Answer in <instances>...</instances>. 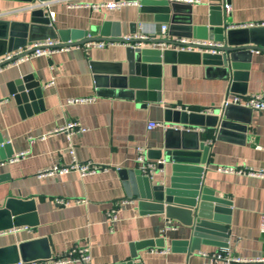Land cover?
Segmentation results:
<instances>
[{
	"label": "crops",
	"instance_id": "0c3cea01",
	"mask_svg": "<svg viewBox=\"0 0 264 264\" xmlns=\"http://www.w3.org/2000/svg\"><path fill=\"white\" fill-rule=\"evenodd\" d=\"M107 1L115 0H0V58L6 21H41L50 12L54 17L49 16V23L61 40L70 30L113 38L131 36L132 28L144 36L182 38L169 36L168 30L163 33L161 24L169 23L156 20L155 13L142 11L141 5L111 10L86 6ZM172 1L190 7L193 35L184 37L190 42H217L212 28L224 23L227 28L264 25V0H230L228 13L221 0L146 4ZM186 14L184 8L178 13L182 18ZM45 28L38 34L48 33ZM125 49L120 42L101 48L73 46L0 68V100H6L0 104V207L8 198L33 200L37 217L33 226L0 233V246L46 238L51 259L85 244L93 264H226L210 258L220 250L247 260L230 264H264L250 261L264 258V174H257L264 172V111L232 107L238 117L227 127H191V133L183 135L180 126L164 122L165 109L221 107L227 96L235 94L226 68L187 62L177 63L173 71L171 64L163 63L161 88L147 90L151 97L140 99L127 86ZM239 54L248 71L245 95L264 93V52ZM27 74L42 87L43 108L22 115L8 84ZM91 96L95 101L69 102ZM71 120L87 128L73 137L78 158L108 169L85 176L75 171L39 176L40 170L69 162L65 133L50 131ZM150 121L159 124L148 129ZM180 141L186 147L208 146L200 186L197 164L164 162L151 179L165 190L174 188L180 199L197 198L206 204L192 226L165 216L163 206L153 201V190L143 184L136 161L138 148H144L147 157L150 149L177 146ZM23 151H28L25 157L10 161ZM218 166L247 168L255 174L221 172ZM56 198L69 203H57ZM110 208L117 209L116 220L107 216Z\"/></svg>",
	"mask_w": 264,
	"mask_h": 264
},
{
	"label": "water",
	"instance_id": "95a60500",
	"mask_svg": "<svg viewBox=\"0 0 264 264\" xmlns=\"http://www.w3.org/2000/svg\"><path fill=\"white\" fill-rule=\"evenodd\" d=\"M38 1L45 2L48 0ZM146 1L148 0L141 3L142 11L153 12L155 13L156 20L169 23L167 29L169 36L192 37L193 26L189 6H183L174 1L170 4H146ZM221 1L230 4V0ZM182 8L187 12V16L184 18L178 15ZM36 13L40 14L42 10H38ZM43 18L40 19L41 21L33 20L30 23L6 21L4 32L1 35L4 44L1 52L2 55L25 48L35 41L48 38L57 39L58 33L53 25L49 23L50 18L48 14ZM44 27L49 30L48 33L39 35V30ZM212 30L216 33L214 40L218 43L181 42L169 37L144 36L138 34L136 28H132L130 30L131 36L113 38L101 35L89 36L86 32L82 34L79 30H70L69 34H66L67 36H63L62 38L65 41L67 39L75 40L63 43L62 45L76 46L89 41L100 40L125 44L128 62L127 86L140 99L151 97L152 92H147V90L152 91L161 88L163 63L171 64L174 71L177 63L187 62H203L207 65L223 66L226 68L227 76L229 77L230 91L235 94L245 95L247 93L248 71L247 69H243L244 67L240 63V56L242 55L239 52L244 50H259L264 52V25L251 28H227V25L224 23L221 26L213 27ZM176 46L191 47L192 49H176ZM196 48L202 49L203 52L195 51ZM25 53L27 51L1 61L0 68L14 59L23 56ZM8 88L10 95L15 98L22 115L31 114L43 108L41 101L42 87L39 81L34 80L32 74L14 79L8 84ZM232 107L252 110L248 107L229 104L224 107L213 108L212 113L207 114L199 111L168 107L164 111V122L171 126H180L181 129H184L181 133L183 135L191 133V127H212L219 130L227 127L232 120L237 119L238 115H235L231 111ZM147 153V158L160 161L159 168L163 167L164 162L197 164L199 165L197 175H200V172L203 170L201 163L207 160L208 146L198 144L194 147H186L184 142L182 141L181 143L180 141L177 146L166 145L163 149H150ZM141 178L143 184L153 190V201L163 206L165 216L168 219H174L182 224L192 226L195 224L197 216L203 214L202 209L206 207V204L200 203V200L197 198L180 199L178 196H181V194L176 193L174 188L165 190L162 184H153L152 179L142 176ZM134 193L137 194L136 191ZM35 224H37V217L33 200L8 198L4 206L0 207V233L24 225L33 226ZM50 257L51 251L46 238L0 246V264H14L19 260L30 261L49 259Z\"/></svg>",
	"mask_w": 264,
	"mask_h": 264
},
{
	"label": "built area",
	"instance_id": "2783aa9c",
	"mask_svg": "<svg viewBox=\"0 0 264 264\" xmlns=\"http://www.w3.org/2000/svg\"><path fill=\"white\" fill-rule=\"evenodd\" d=\"M142 1L145 0H115V1H107V2H100V3H94V4H87L86 6L91 7L94 10H111V9H119L125 5H141ZM189 2L193 0H187ZM231 6L228 3H224V10L226 13L230 12ZM49 16L51 18L54 17L53 12L49 13ZM252 25V24H251ZM168 29V25L166 23L161 24V30L163 33H165ZM75 39H68V40H61L59 38L57 39H44L40 41H35L32 44L26 46L25 48L19 49L17 51H14L12 53H8L0 58V62L9 59L23 51H27L23 56L14 59L13 61L9 62L8 64H15L20 61L29 60L36 56H50L51 54L58 52L60 50H66L73 46H66L62 45L63 43L71 42ZM177 40L181 42H190L185 38H178ZM191 42H200V41H191ZM115 42L112 41H89L84 44H81L82 46H95V47H104L107 44H113ZM208 44L207 42H200ZM76 45V46H81ZM176 49H182V50H191V47H184V46H176ZM96 97H79V98H73L70 99V103H78V102H92L95 101ZM6 100H0V104L3 103ZM229 104L233 105H240L244 107L251 108L252 110L256 111H264V93H252L247 95H241V94H231L226 97L224 100L222 106H227ZM213 109H201L199 112L202 113H212ZM159 124V122L156 121H150L147 125L148 129H152L156 127ZM87 131V128L81 124L78 120H71L68 121L66 124L59 126L57 128H54L50 131V133H65L66 139H67V149L70 155V160L67 163L63 164H54L48 168H45L43 170L39 171V176H45V175H54V174H64L68 172H78L81 176L90 175V174H96L100 171L107 170L108 168L106 166H103L95 161L92 160H80L76 153L75 143H74V135L78 133H83ZM28 151H23L18 154L13 155L10 158V161H16L19 160L22 157H25L27 155ZM207 158V157H206ZM137 168L140 174L145 178L152 177L153 173L160 168L158 167L160 161H153L149 160L146 157V150L144 148H138V154H137ZM204 169V167H203ZM218 171L221 172H229V173H249V174H255L250 169L247 168H237L233 166H218ZM259 175H263L264 172H257ZM197 186H200V182L202 180V171L200 172V175L197 176ZM77 202H83V199H77ZM57 203L61 204H67L69 203L68 199L64 198H56ZM107 216L111 220L117 219V209L116 208H110L107 211ZM261 229L264 230V214L261 218ZM226 251V250H225ZM220 250L218 252L210 254V258L212 261H224L226 264H230L233 262H241V261H247L243 258L238 257H229L227 256V251ZM204 256H207L208 254L203 252ZM250 261H261L264 263V258H258V259H251ZM71 262H79L81 264H93L92 263V254L90 247L85 244L76 245L66 251L64 254L59 255L55 258L51 259H37V260H30V261H23L19 260L18 262L14 264H67ZM208 264V263H207Z\"/></svg>",
	"mask_w": 264,
	"mask_h": 264
}]
</instances>
